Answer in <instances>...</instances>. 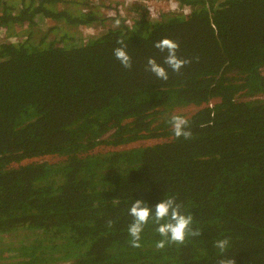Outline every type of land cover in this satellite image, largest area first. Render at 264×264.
Here are the masks:
<instances>
[{"label": "trees", "instance_id": "1", "mask_svg": "<svg viewBox=\"0 0 264 264\" xmlns=\"http://www.w3.org/2000/svg\"><path fill=\"white\" fill-rule=\"evenodd\" d=\"M56 1L0 0V264H216L225 236L235 264H264V0H172L183 14L153 15L133 3L129 24L114 1L83 36L98 21L87 2ZM43 17L56 24L3 33ZM121 37L130 69L113 55ZM165 37L191 60L164 65L166 81L146 70ZM189 105L192 135L177 138L170 117ZM148 139L161 141L127 146ZM167 195L200 235L158 249L149 223L130 246L133 200Z\"/></svg>", "mask_w": 264, "mask_h": 264}, {"label": "clouds", "instance_id": "2", "mask_svg": "<svg viewBox=\"0 0 264 264\" xmlns=\"http://www.w3.org/2000/svg\"><path fill=\"white\" fill-rule=\"evenodd\" d=\"M146 1L148 3L122 0V4H125L126 11L128 13H130L128 10L129 5L133 3L149 6L150 15H153L157 9H160L163 13L174 10L178 11L180 14H183L182 12H184L183 10L181 12L179 11L181 8L178 5L176 8L169 7L167 10H164V8L167 7L170 4L169 2L172 0ZM158 1H162V3L160 4ZM154 5H157L158 8ZM114 25L119 27L120 20L115 19ZM117 44L120 46L113 49L114 57L120 62L123 68L130 69L132 67V60L126 51L127 44L125 43V39L123 37L119 38L117 40ZM153 46L161 53H166V55L163 58V64L158 63L154 57H149L147 59L146 70L150 71L161 80L166 81L169 78L168 71L164 65H167V67L173 72L179 73L185 65L191 63L190 59L181 58L177 55L179 44L171 38L165 37L155 41ZM189 123V119L184 115L175 114L170 117L172 131L174 136L177 138L183 137L185 139H189L191 137L192 133L189 128ZM128 212L133 218L127 229L128 234L131 237L130 246L132 247H141V233L149 223L156 226L155 231L160 237H162V239L158 240L155 244L158 249H163L167 244L183 245L186 238L198 237L201 233V230L192 226L193 214L183 211L182 204L177 201L174 195H167L165 198H162L155 204L154 208L149 207L143 199H135L133 200ZM108 223L109 226H111L112 221L109 220ZM213 247L216 250V254L219 256V259L216 260V264H235L234 259L227 258V252L230 247L229 237L225 236L221 239L213 241Z\"/></svg>", "mask_w": 264, "mask_h": 264}, {"label": "rangeland", "instance_id": "3", "mask_svg": "<svg viewBox=\"0 0 264 264\" xmlns=\"http://www.w3.org/2000/svg\"><path fill=\"white\" fill-rule=\"evenodd\" d=\"M9 4L15 5V2L18 0H3ZM87 2V6L83 7L84 10H87V14H92L95 18H98V21L91 22L88 26H83L78 28L77 33L81 36L86 34H93L99 31L102 28L107 27V24H109V20L106 18L108 15V8L106 7L107 4H112L114 1H118L120 3V9L123 13V15L126 18V22L129 24L131 22V15L126 11L125 4H122V0H81ZM77 2V0H58L54 4V8L57 10L60 8V6H67L71 7L73 4ZM156 8H158L157 5H154ZM129 10V9H128ZM184 13V12H182ZM55 20L50 17H43L42 19H36L32 24L30 23H21V24H10L6 28L3 29L4 35L15 39L17 37L24 36L27 32H34L38 29V27L47 28L49 26L55 25ZM51 37L53 35L51 34ZM262 73L264 74V68L262 69ZM197 107L193 105L175 108L174 111L183 114L184 116L189 115L192 113ZM161 141L160 139H148V140H140L138 142L129 144L127 146L131 145H141V144H152ZM121 147H108V146H98L95 148V151H106L108 149H116ZM57 158L55 156L46 155L43 157H36V158H30L25 160V162H38V161H55ZM2 241L8 242L7 238L2 237Z\"/></svg>", "mask_w": 264, "mask_h": 264}, {"label": "built area", "instance_id": "4", "mask_svg": "<svg viewBox=\"0 0 264 264\" xmlns=\"http://www.w3.org/2000/svg\"><path fill=\"white\" fill-rule=\"evenodd\" d=\"M130 1H135V2H140V3H148L146 0H130ZM158 3H162V1H158ZM170 4L167 6V7H165L164 8V10H167L169 7L170 8H176L177 7V5L173 2V1H170L169 2ZM179 11L181 12L182 11V9H179ZM131 20H132V18H131Z\"/></svg>", "mask_w": 264, "mask_h": 264}, {"label": "bare ground", "instance_id": "5", "mask_svg": "<svg viewBox=\"0 0 264 264\" xmlns=\"http://www.w3.org/2000/svg\"><path fill=\"white\" fill-rule=\"evenodd\" d=\"M175 3V2H174ZM176 4V3H175ZM177 5V4H176Z\"/></svg>", "mask_w": 264, "mask_h": 264}]
</instances>
